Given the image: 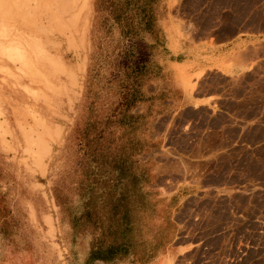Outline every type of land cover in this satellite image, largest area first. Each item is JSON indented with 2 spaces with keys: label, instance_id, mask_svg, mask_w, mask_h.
Wrapping results in <instances>:
<instances>
[{
  "label": "rangeland",
  "instance_id": "1",
  "mask_svg": "<svg viewBox=\"0 0 264 264\" xmlns=\"http://www.w3.org/2000/svg\"><path fill=\"white\" fill-rule=\"evenodd\" d=\"M165 36L254 58L183 82L217 108L159 113ZM96 257L264 264V0H0V264Z\"/></svg>",
  "mask_w": 264,
  "mask_h": 264
},
{
  "label": "crops",
  "instance_id": "2",
  "mask_svg": "<svg viewBox=\"0 0 264 264\" xmlns=\"http://www.w3.org/2000/svg\"><path fill=\"white\" fill-rule=\"evenodd\" d=\"M209 40L210 36L199 37L194 47L183 44L179 48L177 43L169 41L165 36L164 43L158 45L162 51L159 59L156 60L161 70L158 88L157 90H144L142 97L146 98H143V103L149 100L156 103L159 113L203 107L213 110L220 106L223 97L219 93H203L195 91L196 88L188 89L183 82L199 81L204 73L214 70L225 76L239 74L245 68H250L251 64L247 63L254 56L251 51L242 53L244 48L250 44V38L246 36H240L228 42L216 38L214 44H211ZM232 54L239 56L230 59ZM188 70L190 73L187 72ZM195 75L198 76L195 77ZM178 82H181L182 87ZM193 189V186H177L168 201L174 199L179 193L180 195L191 193ZM183 249L184 246H180V254L189 250Z\"/></svg>",
  "mask_w": 264,
  "mask_h": 264
},
{
  "label": "trees",
  "instance_id": "3",
  "mask_svg": "<svg viewBox=\"0 0 264 264\" xmlns=\"http://www.w3.org/2000/svg\"><path fill=\"white\" fill-rule=\"evenodd\" d=\"M100 251V250H99ZM106 251L107 252H112V248L111 247H108L107 249H106ZM101 260H103V258L102 257H96V258H91L90 260H89V264H92L94 261H101Z\"/></svg>",
  "mask_w": 264,
  "mask_h": 264
}]
</instances>
